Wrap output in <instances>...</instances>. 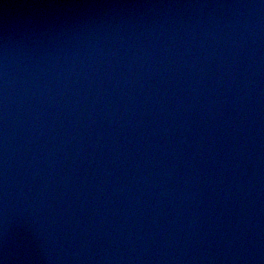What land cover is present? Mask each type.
<instances>
[{
    "label": "water",
    "instance_id": "95a60500",
    "mask_svg": "<svg viewBox=\"0 0 264 264\" xmlns=\"http://www.w3.org/2000/svg\"><path fill=\"white\" fill-rule=\"evenodd\" d=\"M5 3L0 261L264 264L262 0Z\"/></svg>",
    "mask_w": 264,
    "mask_h": 264
},
{
    "label": "clouds",
    "instance_id": "9594fccd",
    "mask_svg": "<svg viewBox=\"0 0 264 264\" xmlns=\"http://www.w3.org/2000/svg\"><path fill=\"white\" fill-rule=\"evenodd\" d=\"M262 4H264V0H262ZM0 5H2L4 10V15L7 16L9 8L13 7H20V8H39V7H45V5L40 4H9L5 3V0H0ZM51 7L52 5H48ZM59 7L62 8H73V7H82V8H93V7H102V8H110V7H123V5H112V4H82V5H72V4H63L59 5ZM0 264H3V261H0Z\"/></svg>",
    "mask_w": 264,
    "mask_h": 264
}]
</instances>
